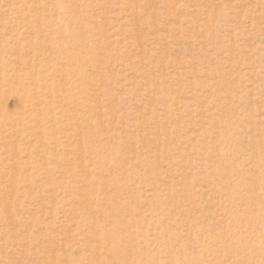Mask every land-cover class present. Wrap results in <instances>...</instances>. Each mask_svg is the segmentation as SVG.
Masks as SVG:
<instances>
[{
    "label": "rangeland",
    "instance_id": "374dc122",
    "mask_svg": "<svg viewBox=\"0 0 264 264\" xmlns=\"http://www.w3.org/2000/svg\"><path fill=\"white\" fill-rule=\"evenodd\" d=\"M0 264H264V0H0Z\"/></svg>",
    "mask_w": 264,
    "mask_h": 264
}]
</instances>
